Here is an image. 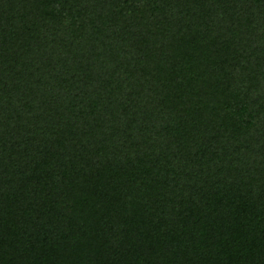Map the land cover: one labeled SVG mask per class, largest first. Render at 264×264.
Returning a JSON list of instances; mask_svg holds the SVG:
<instances>
[{"label":"trees","instance_id":"obj_1","mask_svg":"<svg viewBox=\"0 0 264 264\" xmlns=\"http://www.w3.org/2000/svg\"><path fill=\"white\" fill-rule=\"evenodd\" d=\"M0 264H264V0H0Z\"/></svg>","mask_w":264,"mask_h":264}]
</instances>
